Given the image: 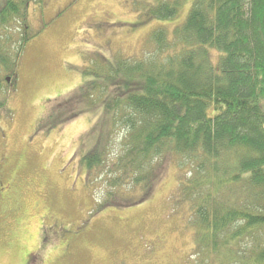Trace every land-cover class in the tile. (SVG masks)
Listing matches in <instances>:
<instances>
[{"label":"trees","instance_id":"trees-1","mask_svg":"<svg viewBox=\"0 0 264 264\" xmlns=\"http://www.w3.org/2000/svg\"><path fill=\"white\" fill-rule=\"evenodd\" d=\"M31 1L0 3L4 73L20 58L5 49L13 35L4 26L23 18ZM191 1L178 41L157 28L151 33L155 47L146 56L112 57L103 74L83 71L93 77L66 109H48L45 117L57 120L46 124L97 113L94 140L79 162L90 185L98 176L107 183L101 207L126 205L114 201L119 190L139 191L136 202L142 201L166 157L176 154L189 167L176 191L181 204H188L191 260L264 264V0ZM179 4L163 0L148 18L174 16ZM18 38L24 44L29 35ZM210 49L218 53L215 63Z\"/></svg>","mask_w":264,"mask_h":264},{"label":"rangeland","instance_id":"rangeland-1","mask_svg":"<svg viewBox=\"0 0 264 264\" xmlns=\"http://www.w3.org/2000/svg\"><path fill=\"white\" fill-rule=\"evenodd\" d=\"M161 1L34 0L23 18L4 26L13 35L5 49L20 58L12 72L0 71V192L8 196L0 264H197L188 204L176 191L187 164L171 153L142 201L136 202L139 191L119 190L114 201L126 205L101 207L107 183L98 176L90 185L79 162L94 140L97 113L50 128L46 122L57 118L45 117L48 109L63 111L75 102L80 85L93 77L83 71L103 74L112 57L146 56L155 47V29L178 41L192 1L179 0L174 16L148 18ZM25 31L29 38L21 44ZM217 55L210 49L212 63Z\"/></svg>","mask_w":264,"mask_h":264},{"label":"crops","instance_id":"crops-1","mask_svg":"<svg viewBox=\"0 0 264 264\" xmlns=\"http://www.w3.org/2000/svg\"><path fill=\"white\" fill-rule=\"evenodd\" d=\"M4 178H5L4 172L1 171V169H0V189H1V185L4 183ZM7 198H8L7 195L0 192V217L3 216L5 213H8V211H7V207H8ZM17 201H18V213H17V215H19V212H20L19 200H17Z\"/></svg>","mask_w":264,"mask_h":264},{"label":"water","instance_id":"water-1","mask_svg":"<svg viewBox=\"0 0 264 264\" xmlns=\"http://www.w3.org/2000/svg\"><path fill=\"white\" fill-rule=\"evenodd\" d=\"M6 80H8V78H6Z\"/></svg>","mask_w":264,"mask_h":264}]
</instances>
